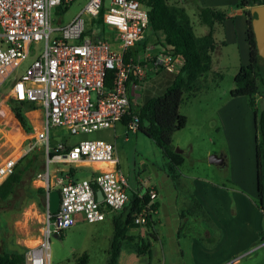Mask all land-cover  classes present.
Listing matches in <instances>:
<instances>
[{"label":"rangeland","instance_id":"1","mask_svg":"<svg viewBox=\"0 0 264 264\" xmlns=\"http://www.w3.org/2000/svg\"><path fill=\"white\" fill-rule=\"evenodd\" d=\"M87 1L72 0L66 7L56 8L52 12L53 23L60 24L69 21ZM168 1L171 6L178 9L184 8L183 11L188 15L195 35L204 34L208 30L207 25L200 22L197 14L196 6L200 4V0ZM106 5L108 6V0H106ZM223 6L233 8L230 3ZM179 12L182 10L179 9ZM84 18L87 23L93 18L96 26L99 25L97 19L89 14H84ZM214 35L218 42L212 53V68L214 71H219L221 75L217 74L214 78L207 80L205 82L207 85L203 86L197 96L180 105V110L186 113L188 118L183 130L173 135L174 149H183L184 157V162L178 169V177L180 175L182 180H187L188 176L192 175L208 176L215 182H223L225 185L232 186L234 185L233 159L236 163V153L245 162V167L251 170L250 175L254 182L256 175L252 161L254 133L250 106L242 100L241 105L235 109L236 114L232 113L234 109L231 107L228 109L220 107L221 101L228 97L227 94H223L229 93L233 86V76L239 65L247 62L248 53L245 57H241L242 55L239 56L232 42L227 45L220 44L219 39L225 38L222 28ZM42 48V40L31 44L27 57L0 85V161L34 142L35 129H39L41 125L42 114L37 115L38 109L41 110L39 105L30 111L36 116H31L34 130L29 133L21 127L6 100L7 92L13 81L41 52ZM262 65L264 67V62ZM150 74L148 79L155 78L153 71ZM210 76L211 74L208 77ZM150 81L148 80L145 84L143 99L148 96L149 91L155 95L162 89L161 87L150 89ZM138 92L139 89L130 98L131 109H136L137 104L143 100L136 96ZM220 95L223 97H219ZM256 104L258 109L264 107V68L262 80L259 82ZM49 133L51 152L54 151L58 142L74 143L85 138H102L111 141L115 145L117 156L115 165L127 177L131 187L129 191L139 185H142L145 190L151 182L156 181L160 170L167 166V158L155 140L138 129L129 128L128 124L121 121L111 127L77 133H70L65 126L56 125L50 127ZM223 151L227 154L225 163L209 162L210 154ZM45 158L43 146L36 143L31 152L19 161V166L30 164L14 192L0 202V251L11 249L26 251L41 237L46 215V199L32 192V189L43 186V183L37 178L39 171H35L34 163L31 162L39 160L44 167ZM56 166L64 169L73 167L74 177L82 178L89 177L95 167H108L109 165L96 162L79 165L51 162L49 174L53 188L59 189L60 185L55 183V176L58 174L55 170ZM246 168L245 175H247ZM250 184H247L250 185L249 189H253V184ZM228 192L232 191L228 190ZM246 196V202L244 199H229L228 202L222 199L223 202L219 203L216 199L214 205H208L205 209V218H201V214L193 213L191 216H198L196 220L191 224L190 221L183 222L180 242L184 264H264V238L260 232L264 230V199L261 203L259 199L249 194ZM250 197L253 199H248ZM108 214H111V210ZM205 227L208 228L209 236L204 233ZM113 228L112 217L108 215L102 222L78 220L64 229L62 233H52L49 238L50 264H108V249ZM128 244L129 242L122 244L119 264H137L135 254L127 250ZM83 253H86V258L82 256ZM152 262L157 264L153 259Z\"/></svg>","mask_w":264,"mask_h":264},{"label":"built area","instance_id":"2","mask_svg":"<svg viewBox=\"0 0 264 264\" xmlns=\"http://www.w3.org/2000/svg\"><path fill=\"white\" fill-rule=\"evenodd\" d=\"M72 0H0V85L27 57L30 46L43 41L41 52L13 81L8 97L34 102L41 107L42 121L35 129L34 142L0 161V184L15 163L36 143L43 146L45 164L37 173L45 195L53 188L50 163L75 164L102 161L89 177H74L58 166L55 183L60 185L59 205L46 211L41 237L25 252L23 264H50L49 238L78 221L103 220L106 210L116 211L128 201L127 177L115 165V145L102 138H85L74 143L58 142L50 154V127L65 126L70 133L90 132L114 126L129 111L130 98L140 88L149 71L177 72L183 63L152 42L143 43L149 27L146 7L140 0H88L69 21L54 24L52 12ZM102 19L114 31L112 40L94 37L96 26L84 14ZM239 12V11H237ZM113 71L106 84L108 70ZM128 127L135 130L138 117L132 114ZM100 190L102 199L97 197ZM151 199L157 195L150 187ZM149 204L133 215L135 224H146Z\"/></svg>","mask_w":264,"mask_h":264},{"label":"trees","instance_id":"3","mask_svg":"<svg viewBox=\"0 0 264 264\" xmlns=\"http://www.w3.org/2000/svg\"><path fill=\"white\" fill-rule=\"evenodd\" d=\"M140 1L146 7L149 16V27L143 43L152 42L160 45L163 50L180 54L183 57V63L163 93L150 96L144 102L137 104L136 109H131L130 104L129 111L122 116L120 121L127 124L132 114L138 117L136 129L155 140L160 146L168 161L164 169L177 182L178 167L183 161V156L174 149L172 136L175 131L183 128L186 124V115L179 111V105L202 90L203 86L206 85L205 82L209 74H211L210 78H214L217 74L221 75L219 71H214L212 68V53L216 48V42H218L215 39L214 32L226 18L229 8L198 3L196 7L199 20L207 25L208 30L204 34L195 35L189 23L188 15L183 11L184 8L180 7L179 9L182 12H179V9L171 6L168 0ZM258 3H264V0H236L235 3L237 7H243L246 14V40L249 46V60L247 63L239 65L233 76V86L230 88L229 94L233 97L246 96L247 103L254 113L256 188L257 199L262 203L264 199V107L257 108L256 97L259 93V82L262 80L264 68L262 63L264 61L257 52L249 14V7ZM67 5L59 7H66ZM102 15L103 9L96 18L99 25L93 30H88L93 32L94 37L101 36L112 40L114 31L103 22ZM113 76V71L108 70L106 75L108 86L111 84ZM149 76H151L150 73H148L146 79ZM6 103L24 131L32 132L34 127L26 111L35 108V103L13 97H8ZM30 152L19 158L12 172L0 184V202L8 198L14 192L16 186L21 183L23 174L30 163L19 166V161ZM31 163H34L36 172L43 169V164L41 165L39 160ZM68 171L73 175V167H69ZM148 189L146 187L143 191L128 193L127 203L121 212L114 216L113 234L108 249V264H118L123 242H131L138 253L148 250L150 242L145 243L143 239L126 233V227L135 224L133 222L134 213L146 204H149L146 224L151 226L157 202L152 201L153 199L149 197ZM32 192L45 198L44 186H38L32 189ZM260 232H262L264 238V230ZM25 252L19 249L2 250L0 251V264H23ZM82 256L87 257L86 253H83ZM148 264L154 263L148 262Z\"/></svg>","mask_w":264,"mask_h":264},{"label":"crops","instance_id":"4","mask_svg":"<svg viewBox=\"0 0 264 264\" xmlns=\"http://www.w3.org/2000/svg\"><path fill=\"white\" fill-rule=\"evenodd\" d=\"M229 3L232 4L233 8L228 9L227 14H226L227 16L223 20L222 24L220 25L221 27L216 28L214 33H216L217 30L222 28V30L224 31L225 38L222 40L219 39L220 44L227 45L230 42H232L235 45V50L239 54V56L242 55L241 57H245L246 54L248 53V56H247L248 57L247 62H248L249 46L246 40L247 24H246V14L244 12L243 7H237L235 5L236 0H200L201 5H214V6L224 7L223 5H227ZM215 39L217 40L216 36H215ZM150 72L152 71H149V73ZM153 73L155 74L154 75L155 78L153 79L145 78V80L142 82V86L139 89L140 93L138 92L136 95L139 98L143 99L142 97L145 92L144 87L148 80H151L150 81L151 83L149 85L150 89L154 90L158 87H161L162 89L160 88L161 90L159 91L158 94L163 93L167 85L171 83L173 77L176 74V71L172 72V71H168L165 69H158V70H154ZM209 79L210 77L207 78V80ZM225 94H227L228 97L226 98V100L221 101L220 107L222 109H225V108L228 109V107H231L234 109L232 113L236 114L237 110L235 109H237L238 106L241 105L242 100L244 101V103L248 105L246 96L244 95L233 97L229 93L225 92L223 95ZM153 95L154 94L150 93L149 91L148 96H146V98L143 99L140 103L144 102L146 99H148L150 96H153ZM221 96L222 95H220L219 97ZM187 101L188 100H184L183 102L180 103V105ZM180 105H179V111L186 115V121H187L188 116L186 113L180 110ZM32 110L31 109L27 110L26 114L30 122L33 125L31 116L35 115V113H30V111ZM38 110L39 111L37 115L40 116V114L42 113L40 109ZM249 110L252 112L253 133H254L253 135L255 138L254 113L250 107H249ZM41 118H42V115H41ZM183 128L175 131L173 135L183 130ZM172 142H173V136H172ZM254 143L255 142H253L252 161L255 165ZM176 151L181 153V155L183 156V153H182L183 149L177 148ZM216 153L222 155L223 157V161L221 163H218V162L216 163L223 164L227 161V154L224 151L220 153L219 152H216ZM235 156H236V163L233 159L234 185L232 186L225 185L223 182H219V183L215 182L214 180L210 179L208 176H201V175L188 176L187 180H182L179 175V177L177 178V182H175L172 179V177H170V175L164 171V169L160 170V174H158V176L156 177V181L151 182L149 186H147V188H150V187L155 188L157 192L156 197L152 200V201L157 202V208L153 214V217H152L153 222L151 226H148L147 224H132L126 227V233L128 235L139 237L143 239L145 243L150 242L148 250L143 253L136 252L132 243L129 242L127 246V250L130 253L135 254L134 256L137 258V261H136L137 264H148V262H152V259L155 262H157V264H166L167 262H170L171 264H184V261H183L184 256H183L182 246L180 242V230H181V226L184 221H190V224H191L194 220H196L198 216L196 217L191 216L193 213H195L196 215L201 214V218L202 217L205 218L204 216L205 209H207L208 205H214L216 199L218 200L219 203L223 202L222 199H225L227 202L229 199H244V202H246L245 200L247 199V196H246L247 194H249V196L251 197H255V199L257 198L256 175H255V181L253 182L252 177H251L252 175H250L251 170L245 167V162H243L236 153H235ZM239 160L240 162L238 163ZM183 162H184V157H183L182 163ZM82 164H87V163L84 162ZM105 164L111 166L113 163L108 162ZM95 168L93 169V171L95 170ZM245 168L247 170V175L244 174ZM253 171H254V166H253ZM255 172H256V166H255ZM245 177H246V180H245ZM250 183L253 184V189H249L251 185ZM247 184H250V185H247ZM130 188L131 187L129 186L128 188L129 194L132 191L140 192L143 190L142 185H139L137 188L131 189V191H129ZM228 190L232 192H228ZM251 197L248 199H253ZM122 209L111 211V214H108L109 210H106L105 218L103 220L96 221V222L104 221L108 215H110L113 220L114 216L119 214ZM78 220L83 221L84 220L83 215H79ZM204 233L207 234V236H209V231L207 227L204 228ZM153 253H155V255ZM120 257H121V251L118 257V264H119ZM205 264H208V263H205Z\"/></svg>","mask_w":264,"mask_h":264},{"label":"water","instance_id":"5","mask_svg":"<svg viewBox=\"0 0 264 264\" xmlns=\"http://www.w3.org/2000/svg\"><path fill=\"white\" fill-rule=\"evenodd\" d=\"M249 14L251 20V26L255 37V43L258 54L264 61V3H258L249 7ZM209 162L221 163L223 157L220 154L212 153L208 157ZM97 197L102 199V193L100 190L96 192ZM46 211L53 213L57 210L59 205V191L57 188H51L45 196Z\"/></svg>","mask_w":264,"mask_h":264},{"label":"bare ground","instance_id":"6","mask_svg":"<svg viewBox=\"0 0 264 264\" xmlns=\"http://www.w3.org/2000/svg\"><path fill=\"white\" fill-rule=\"evenodd\" d=\"M96 163L101 164V163H105V162H102V161H96Z\"/></svg>","mask_w":264,"mask_h":264}]
</instances>
